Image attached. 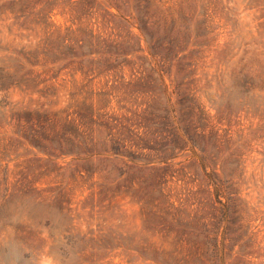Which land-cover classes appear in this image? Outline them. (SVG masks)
Masks as SVG:
<instances>
[{
    "label": "rangeland",
    "instance_id": "374dc122",
    "mask_svg": "<svg viewBox=\"0 0 264 264\" xmlns=\"http://www.w3.org/2000/svg\"><path fill=\"white\" fill-rule=\"evenodd\" d=\"M264 264V0H0V264Z\"/></svg>",
    "mask_w": 264,
    "mask_h": 264
},
{
    "label": "clouds",
    "instance_id": "9594fccd",
    "mask_svg": "<svg viewBox=\"0 0 264 264\" xmlns=\"http://www.w3.org/2000/svg\"><path fill=\"white\" fill-rule=\"evenodd\" d=\"M49 264H51V262H49Z\"/></svg>",
    "mask_w": 264,
    "mask_h": 264
}]
</instances>
